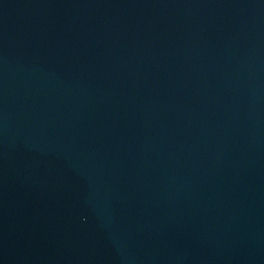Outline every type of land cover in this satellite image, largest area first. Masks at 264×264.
Masks as SVG:
<instances>
[{"label":"water","instance_id":"95a60500","mask_svg":"<svg viewBox=\"0 0 264 264\" xmlns=\"http://www.w3.org/2000/svg\"><path fill=\"white\" fill-rule=\"evenodd\" d=\"M0 264H264V0H0Z\"/></svg>","mask_w":264,"mask_h":264}]
</instances>
